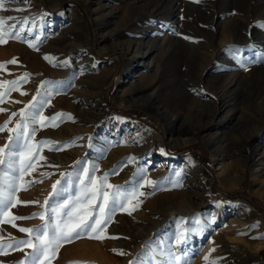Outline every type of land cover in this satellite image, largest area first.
<instances>
[{
    "label": "rangeland",
    "instance_id": "obj_1",
    "mask_svg": "<svg viewBox=\"0 0 264 264\" xmlns=\"http://www.w3.org/2000/svg\"><path fill=\"white\" fill-rule=\"evenodd\" d=\"M76 1L50 13L40 0H8L0 11L24 37L4 44L0 91L29 77L0 103V125L11 118L14 127L19 117L10 114L46 93V81L58 83L44 116L73 118L37 126L33 143H55L40 150L45 159L37 157L24 178L42 182L18 199L43 203L57 179L64 183L61 174L81 167L98 182L107 175L119 187L144 178L157 186L144 185L138 207L133 200L114 214L105 235L117 239L76 240L52 264H137L145 255L159 264L160 243L178 247L182 230L188 238L180 245L204 234L203 247L212 244L205 257L218 264H264V240L253 239L264 236V0ZM134 57L126 71L124 60ZM9 135L0 132V147ZM42 211L18 204L10 215ZM14 223L35 228L42 221ZM18 227L0 224V244L10 243L8 235L27 239ZM5 252L0 264H20L31 249Z\"/></svg>",
    "mask_w": 264,
    "mask_h": 264
},
{
    "label": "snow or ice",
    "instance_id": "obj_2",
    "mask_svg": "<svg viewBox=\"0 0 264 264\" xmlns=\"http://www.w3.org/2000/svg\"><path fill=\"white\" fill-rule=\"evenodd\" d=\"M8 0H0V11L6 10ZM11 18L0 17V45L7 43L9 39L23 41L24 37L20 35L23 29L17 28L16 24L9 23ZM264 27V25H261ZM29 47L36 49V45L28 42ZM46 60H51L45 56ZM8 63L16 64L17 60L13 58ZM67 63V62H65ZM7 65L0 63V70H6ZM28 74L19 79L6 82L9 87L7 91H0V103L12 91L18 90L21 82H27ZM58 82L46 81L48 90L46 93H37L39 99L34 98L25 108L18 113L10 114L12 118L19 117L14 127H9L13 119H9L4 125H0V132L7 131L10 133L7 142L0 147V224H11L12 227H18L14 222L16 220L38 218L42 221L41 225L31 227H18V231L27 234V239H16L8 235V244H0V255L6 254L5 249L19 250L31 249V252L25 253L26 259L20 264H52L57 258L60 249L76 240L87 238L102 241L103 239H117L118 237L106 236V230L113 220V216L118 211H127V206L136 200L133 208L138 207L141 201L139 196L145 193L140 191L144 185H150L153 188L157 182L142 179L139 184L119 187L108 183V176L105 175L99 180L89 171L88 167H81L78 172L61 174L64 183L57 179L51 186V193L43 203L40 201H20L18 192L23 189L27 191L35 183L42 181H25L27 175H31L36 170L38 160L45 159L40 155V150L51 141H40L33 143L36 132L39 128L47 126L57 127L56 121L63 119H73L70 116L60 113L52 117L44 116V108L50 104V96L53 94L52 89L57 87ZM44 88V85H41ZM4 89V83H0V90ZM27 93L21 92V95ZM4 109L0 108V112ZM38 126V127H37ZM65 146H57L55 150H60ZM53 150V149H49ZM135 158H131L134 160ZM128 161V162H131ZM47 176V173H41ZM139 175V173H137ZM175 175H179L176 173ZM75 177L73 181L71 177ZM73 183L76 185V191L72 192ZM165 183H172L173 187L182 186L177 180L175 182L166 180ZM111 190V191H110ZM53 200L50 203V200ZM36 204L43 208V211L32 214L30 217H21L10 215L12 208L18 204ZM131 215V211L128 212ZM254 227H258L254 226ZM243 235V233H241ZM188 234L182 230L175 237V244L180 245L186 242ZM4 236L0 235V240ZM253 239H262L264 236L253 237ZM118 255H126L123 251L113 249ZM184 253L179 255L170 247L167 253L168 264H178ZM206 264H218V261L211 260L208 256L205 258ZM82 264V262H77ZM133 264V262H130ZM190 264V262H186Z\"/></svg>",
    "mask_w": 264,
    "mask_h": 264
},
{
    "label": "bare ground",
    "instance_id": "obj_3",
    "mask_svg": "<svg viewBox=\"0 0 264 264\" xmlns=\"http://www.w3.org/2000/svg\"><path fill=\"white\" fill-rule=\"evenodd\" d=\"M13 1H18V0H13ZM40 2L44 7H46V10H48L50 13H56L58 11H61L63 10V7L65 5L70 4V3L79 5V3L76 0H40ZM60 24L58 23V25ZM3 48H4V44L0 45V60L5 59L4 58L5 54L2 50ZM135 59L136 57H134V59L130 60L128 63L124 60L123 65H122L123 68L126 71L130 70L131 67L133 66L132 62H134ZM203 235L199 236L197 240L192 241L191 243L185 244L183 246L179 245L178 247H175V246L166 247L165 245H168V244L162 240L163 242L160 243V247L158 248V251L163 257L159 264H168L167 253L170 247L176 252L177 255H179L180 253H184V255L181 257V260L178 262V264H186V262H190V264H193L194 260L199 261V262L204 261L205 255L207 251L209 250V247L212 244H209L206 247H203L205 245V238H206V237L204 238ZM199 252H202L201 256L198 259H195L199 255ZM152 259L153 258L150 255H145L144 257L142 256L138 260L137 264H151Z\"/></svg>",
    "mask_w": 264,
    "mask_h": 264
}]
</instances>
